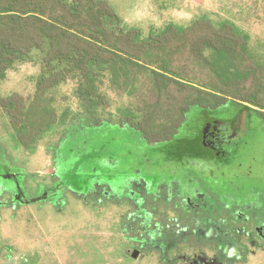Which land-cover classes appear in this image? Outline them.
<instances>
[{
    "label": "rangeland",
    "instance_id": "rangeland-1",
    "mask_svg": "<svg viewBox=\"0 0 264 264\" xmlns=\"http://www.w3.org/2000/svg\"><path fill=\"white\" fill-rule=\"evenodd\" d=\"M110 3L122 25L139 28L142 37L200 17L234 22L250 44L219 66L210 52L198 54L188 37L143 57L199 86L257 91L264 102V0ZM86 17L85 28H93L91 12ZM115 25L107 23V39L113 40ZM44 56L33 50L0 80L1 96L17 93L11 107L0 108V264H264V120L255 111L249 112V134L231 154L200 146L207 123L250 109L232 101L215 110L194 107L175 141L148 144L124 123L122 111L158 101L151 70L126 90L106 87L113 105L104 109L72 82L39 90ZM163 85L156 128L170 123L187 99L216 102L202 89ZM185 173L195 178L192 195L179 184ZM211 177L231 184L230 201L201 181ZM242 178L253 180L242 186L246 191L237 189Z\"/></svg>",
    "mask_w": 264,
    "mask_h": 264
},
{
    "label": "trees",
    "instance_id": "trees-1",
    "mask_svg": "<svg viewBox=\"0 0 264 264\" xmlns=\"http://www.w3.org/2000/svg\"><path fill=\"white\" fill-rule=\"evenodd\" d=\"M86 10L91 12L93 28H85L90 21ZM122 22L110 0H0V80L33 50H42L45 71L37 81L39 90L72 82L91 97L98 108L108 109L113 100L104 90L106 87L126 90L135 83L140 72L149 69L158 89V101L153 107L130 106L122 111L124 123L140 132L148 143L171 140L196 106L217 109L230 101L247 102L261 108L253 111L264 120V102L259 99V92L241 94L199 86L178 71L166 65H153L143 57L153 49L185 41L188 37L198 54L210 52L219 66L226 62L231 52L250 44V35L234 22L215 23L211 18L200 17L184 28L169 23L159 32L150 31L147 37H142L139 28L125 27ZM107 23L116 24L113 40L106 38L112 35ZM164 80L208 91L216 102L209 104L201 97L187 99L178 107V114L170 123L156 128ZM16 96L17 93L7 97L0 95V108L11 107ZM12 122L18 123V119L12 116ZM20 130V133L25 132V127ZM24 143L29 145V142Z\"/></svg>",
    "mask_w": 264,
    "mask_h": 264
},
{
    "label": "flooded vegetation",
    "instance_id": "flooded-vegetation-1",
    "mask_svg": "<svg viewBox=\"0 0 264 264\" xmlns=\"http://www.w3.org/2000/svg\"><path fill=\"white\" fill-rule=\"evenodd\" d=\"M236 102L240 105L247 106L250 109L243 110L238 115V117L235 119H226L225 122L213 121V122L207 123L204 126L203 131H202V141H201V146H200L201 149L203 148V150H205L206 152H209V151L214 152L216 155H218V154H226V155L231 154L233 152L232 148L237 147L238 144L240 143L241 139L249 134L248 133L249 132V126H248L249 112H250V110L252 111V110H258V109L249 106L248 104H246L247 102H240V101H236ZM225 105H223V106H225ZM197 107H199V106H197ZM221 107H219V108H221ZM199 108H202L205 110H215V109H211L209 107H199ZM188 114H187V121H188ZM187 121L185 122V124L187 123ZM185 124L179 130V133L177 135H175L169 141L159 142V143H148L147 141L146 142L148 144H168V143H171L179 137V135L181 134V130L185 127ZM184 145L185 144H181L179 146V148L182 149L184 147ZM192 155H195V152ZM192 157H194V156H191L188 158H192ZM192 159H195V158H192ZM168 169H169V167H168ZM170 169L172 171L173 167ZM251 177L252 176L247 175L246 178L249 179ZM246 178L238 179V180H241V184L237 185V189L239 191H246L247 189L242 188V186L244 185V187H245V185L248 184V183H246V181L247 182L253 181V180H246ZM174 180L178 181V180H180V178L174 177ZM193 180H195L194 177L188 176V174L185 173L184 177L181 179V181H179L180 182L179 184H183L186 188H189L187 195H192L191 187H193V182H192ZM201 181L205 182V185L207 184V186L209 188H211L213 191H215L222 199L225 198L226 201H230V200H227L225 194L227 192L232 191L231 184L227 183L225 180H223L222 182L217 181L216 179H214L212 177L205 179V180H201ZM199 196H201V195H199ZM190 199H191V197H190ZM256 231H257V229H256Z\"/></svg>",
    "mask_w": 264,
    "mask_h": 264
},
{
    "label": "water",
    "instance_id": "water-1",
    "mask_svg": "<svg viewBox=\"0 0 264 264\" xmlns=\"http://www.w3.org/2000/svg\"><path fill=\"white\" fill-rule=\"evenodd\" d=\"M246 104H248L249 106H251V107H253V108L261 109L260 107L254 106V105L251 104V103H246ZM137 254H138V251H137V250H134V252H133V256L136 257Z\"/></svg>",
    "mask_w": 264,
    "mask_h": 264
}]
</instances>
